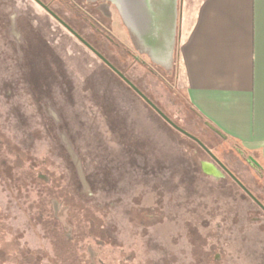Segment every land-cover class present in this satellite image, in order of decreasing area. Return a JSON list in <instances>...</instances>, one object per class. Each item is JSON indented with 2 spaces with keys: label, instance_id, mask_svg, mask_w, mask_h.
I'll list each match as a JSON object with an SVG mask.
<instances>
[{
  "label": "rangeland",
  "instance_id": "1",
  "mask_svg": "<svg viewBox=\"0 0 264 264\" xmlns=\"http://www.w3.org/2000/svg\"><path fill=\"white\" fill-rule=\"evenodd\" d=\"M108 6L90 8L106 23ZM178 53L174 67L154 65L164 85L137 76L160 107L180 106L189 130L203 128ZM0 132L14 175L0 178V264H264V213L220 190L197 145L33 0H0ZM33 172L64 191L44 225L32 216L45 196Z\"/></svg>",
  "mask_w": 264,
  "mask_h": 264
},
{
  "label": "crops",
  "instance_id": "2",
  "mask_svg": "<svg viewBox=\"0 0 264 264\" xmlns=\"http://www.w3.org/2000/svg\"><path fill=\"white\" fill-rule=\"evenodd\" d=\"M177 78L206 121L264 160V0H182Z\"/></svg>",
  "mask_w": 264,
  "mask_h": 264
},
{
  "label": "flooded vegetation",
  "instance_id": "3",
  "mask_svg": "<svg viewBox=\"0 0 264 264\" xmlns=\"http://www.w3.org/2000/svg\"><path fill=\"white\" fill-rule=\"evenodd\" d=\"M33 1L92 51L103 64L107 65L141 99L148 103L172 129L187 136L198 146L194 147L193 153L198 157L203 172L202 166L204 163L214 170L212 174L204 173L214 182L222 184L220 190L232 191L234 196L240 195L242 199L248 198L258 207L257 210L264 213V163L254 153L216 133L208 126L207 122L203 126L204 129L196 127L197 125L193 126L191 123L193 128L189 130L188 121L190 119L184 115L182 109L179 108L180 106H176L178 109L174 112L167 105H161L160 107L142 89V79L137 76V71H145L144 76L151 83L164 85V78L155 69L154 65L168 69L165 63L168 64L172 60L170 64H173L174 67V52L180 42L182 0H156L153 6L159 15V33L151 39L140 41L129 31L124 24L119 8L111 1L40 0L51 11L46 9L39 1ZM93 5H109L108 7L111 10L110 21L104 23L100 19L101 14L90 8ZM72 30L123 73L169 119L189 132L194 138L167 121L153 105L131 87L95 51L83 43ZM86 30L89 35H86ZM172 66L170 69H172ZM171 87L173 88L172 85ZM211 134L213 135L211 136ZM195 138H198L203 145Z\"/></svg>",
  "mask_w": 264,
  "mask_h": 264
},
{
  "label": "water",
  "instance_id": "4",
  "mask_svg": "<svg viewBox=\"0 0 264 264\" xmlns=\"http://www.w3.org/2000/svg\"><path fill=\"white\" fill-rule=\"evenodd\" d=\"M39 1L46 9L49 10L40 0ZM115 4L121 13L124 24L128 27L129 31L140 40H146L153 38L157 33H159V15L154 8V2L156 0H108ZM51 11V10H49ZM54 14V13H53ZM55 15V14H54ZM73 31V30H72ZM74 32V31H73ZM75 33V32H74ZM83 43H85L89 48L95 51L91 45L84 40L80 35L75 33ZM111 68H113L131 87H133L141 96H143L155 109L172 125L178 127L182 132L192 136L189 132L177 126L169 117L162 112L157 106H155L145 94H143L123 73H121L117 68L112 65L103 55L95 51ZM208 126L214 130L219 135L226 137L221 131L207 122ZM193 137V136H192ZM194 138V137H193ZM202 145L203 143L198 139ZM203 170L207 174H212L213 169H211L207 164H203Z\"/></svg>",
  "mask_w": 264,
  "mask_h": 264
},
{
  "label": "trees",
  "instance_id": "5",
  "mask_svg": "<svg viewBox=\"0 0 264 264\" xmlns=\"http://www.w3.org/2000/svg\"><path fill=\"white\" fill-rule=\"evenodd\" d=\"M144 74H145V71H144ZM188 106H189L190 113L193 114V115H195L199 120H201L203 122V125H205L206 122H208V121H206L203 118V116L194 107H192L190 104ZM2 146H3V141L0 139V151L2 149ZM9 148H10V145H9ZM23 151H25V150H23ZM27 152H29V154H31L30 151H27ZM0 155H3V154H1V152H0ZM2 160L3 159H1V161H0V178H1V176H2V178L4 180L5 179L7 180L9 178H13L14 175L11 173L12 172V168H10V165L9 164H5ZM22 172H23V174H26L24 171H22ZM30 178L32 179L31 180L32 181L31 182L32 184L35 185V184L40 183L41 184V187L45 191V196L42 194V191H40L38 200L32 202L31 208H37L36 213H34V215H32L33 216V220H36V223L37 224H43V225L44 224H48L49 222H52L53 220H55L53 218V216H54L53 215V213H54L53 212L54 211V209H53V203H54V201H57L58 198L60 197L58 194L60 193V195H62V193H64V191H57L54 188H51L48 185V182H49V177L48 176H43V175H39V174L36 175L33 172L31 174V177ZM18 181H23L24 182V186L25 187H28V183H29L28 182V175L27 176L25 175V177L23 178V180L17 179V182ZM68 201L66 202L67 203V206H65L64 208L72 206L71 202H68ZM60 222H61V220H60ZM72 224L73 223L71 222V224H70V227L71 228L73 226ZM59 225L60 224H58V226ZM61 225H63V223H61ZM89 228H90L91 234H89L88 236L96 235V233L94 231L97 230V229H100V225H97V224L94 223V225L91 226V227H89ZM73 236H75V235H73ZM68 238H69V236H68ZM69 239L73 241L74 239H76V237L69 238ZM80 243H81V240L78 241V239H77V242H75V247L78 244H80ZM75 253H76V255H78L77 252H75ZM82 262H83V260H82Z\"/></svg>",
  "mask_w": 264,
  "mask_h": 264
}]
</instances>
